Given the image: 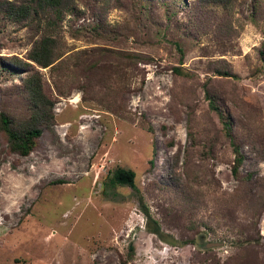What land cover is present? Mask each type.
<instances>
[{
	"label": "rangeland",
	"instance_id": "374dc122",
	"mask_svg": "<svg viewBox=\"0 0 264 264\" xmlns=\"http://www.w3.org/2000/svg\"><path fill=\"white\" fill-rule=\"evenodd\" d=\"M40 18L0 12V113L32 121L35 70L54 103L27 155L0 120V264H264V0H74Z\"/></svg>",
	"mask_w": 264,
	"mask_h": 264
},
{
	"label": "trees",
	"instance_id": "16d2710c",
	"mask_svg": "<svg viewBox=\"0 0 264 264\" xmlns=\"http://www.w3.org/2000/svg\"><path fill=\"white\" fill-rule=\"evenodd\" d=\"M214 5H227L232 0H200ZM74 0H20L17 2L10 0H0V12L9 19L23 21L29 18H36L46 21L48 27L55 26L62 20L65 12L73 9ZM57 40L46 33L38 41L30 52V59L42 67L52 65L57 58ZM179 71V69H177ZM43 77L39 71H33L24 82L28 92L29 100L32 103L34 116L31 122L25 126L14 127L13 121L4 112L0 113L1 128L7 135L8 151L27 155L37 146V141L41 137L48 122L54 120V103L44 92ZM228 134L231 136V128L226 124ZM230 128V129H229ZM113 182L121 185H128L136 188V172L130 168L118 167L111 172ZM149 215L148 211H146ZM158 233V231H156ZM130 250L134 251V246L130 245Z\"/></svg>",
	"mask_w": 264,
	"mask_h": 264
},
{
	"label": "water",
	"instance_id": "95a60500",
	"mask_svg": "<svg viewBox=\"0 0 264 264\" xmlns=\"http://www.w3.org/2000/svg\"><path fill=\"white\" fill-rule=\"evenodd\" d=\"M212 245H216V244H213V243L212 244H209V246H212Z\"/></svg>",
	"mask_w": 264,
	"mask_h": 264
}]
</instances>
